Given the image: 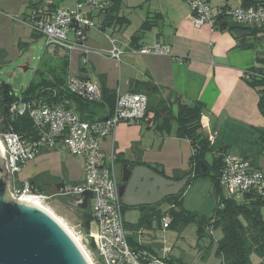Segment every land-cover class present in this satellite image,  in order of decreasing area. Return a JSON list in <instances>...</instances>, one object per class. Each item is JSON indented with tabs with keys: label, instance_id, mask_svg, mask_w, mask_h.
Returning a JSON list of instances; mask_svg holds the SVG:
<instances>
[{
	"label": "crops",
	"instance_id": "0c3cea01",
	"mask_svg": "<svg viewBox=\"0 0 264 264\" xmlns=\"http://www.w3.org/2000/svg\"><path fill=\"white\" fill-rule=\"evenodd\" d=\"M29 1L0 0V50L22 51L25 47L20 50L18 42L28 43L33 38L31 27L21 19L13 18H22L30 11L27 6ZM62 1L58 0L60 8ZM73 1V7L67 9H75L76 0ZM224 4L228 3L211 4V7L215 11ZM239 4L240 0H237L236 5ZM120 12L129 20L128 24L110 26L104 30L99 26L101 14L86 12L97 26L86 29L85 43L96 52L83 54L76 48L65 50L59 47L57 55H53L54 59L67 52L69 75L77 76L80 66L85 64L86 75L99 88L104 86L115 91L130 92V82L136 79L173 89L186 103L201 101L205 106L201 118L204 133L214 136V140L220 136L225 144L230 145L228 153L247 159L252 167L263 171V166L253 155L254 146L263 144L256 143L258 132L255 129L264 126V118L258 109V94L247 84L243 74L256 65V55L264 58V40L256 48L239 47L236 37L248 35V26L230 17L225 18V29H211L208 24L194 27L190 8L184 0H122ZM155 14L160 16L155 25L144 32L137 42H133L132 35L141 23ZM106 35L118 40L119 47L124 51L119 59L97 52L98 49L111 48ZM155 42L168 46L169 52L140 53L130 50L131 47ZM55 46L53 51L56 50ZM105 113L103 109L96 108L91 116L97 119ZM144 129L146 124L138 119L122 120L115 126L113 134L101 141L102 150L108 156L112 153L115 156V165L125 164L131 169V180L121 196L128 235L133 233L130 224L136 223L142 211L168 207L166 198L175 194L171 193L173 185L164 179L175 181L170 176L177 171L181 173L187 170L192 153L188 140L178 138L173 133L164 136L176 143L175 153L179 155L173 168H170L173 174L169 173L166 165L145 157V152L139 150V144H143L145 139ZM143 145L146 147V144ZM38 153L22 163L17 175L21 182L32 178L40 182L36 177L44 172L66 182L82 179L81 156L69 155L63 162L56 152L40 156ZM116 158L121 161L116 162ZM25 168V172H22ZM161 168L167 176L160 173ZM260 211L264 218V207ZM126 212L132 213L129 220L125 217ZM141 230L143 228L137 230V236L144 234ZM139 243L145 246L142 250L152 255H157L161 247V244L153 242Z\"/></svg>",
	"mask_w": 264,
	"mask_h": 264
},
{
	"label": "trees",
	"instance_id": "16d2710c",
	"mask_svg": "<svg viewBox=\"0 0 264 264\" xmlns=\"http://www.w3.org/2000/svg\"><path fill=\"white\" fill-rule=\"evenodd\" d=\"M256 2L263 1L240 0V4L243 6ZM121 4L122 0H110V4L105 9L98 11L102 16L99 24L102 30L110 26H125L128 24L129 20L120 12ZM27 6L30 11H35L39 16H47L60 8L58 7V0H30ZM221 7L225 9L229 5L224 4ZM29 15V13H26L22 19L25 21L29 20ZM224 16L223 14L218 15L214 25L215 29L226 28V17ZM158 17H160L159 14L147 17L132 35V41L137 42L144 32L155 25ZM246 29L249 32L248 35L243 34L236 37L238 46L241 48H256L257 44L264 40V25H253ZM39 35L38 32L32 31L33 38ZM26 44V42L19 41L20 50L26 47ZM55 47L56 50L53 51L51 56L57 55L59 47ZM0 51L2 54L4 53L3 50ZM48 59L39 61V66L35 69L37 78L32 79L28 83L21 91L20 96L13 93L9 83L0 82V134L14 132L20 136L23 144L27 147L35 145L38 152L50 144L47 141L48 137L43 135V131L34 125L27 112L23 115L12 116L9 108L13 102L20 100L33 106L61 105L77 113L81 119L92 121L107 117L112 111L116 99V91L104 86L100 87L101 97L99 99L92 100L83 96L78 91V85L90 81L86 75V66L82 64L78 75L75 77L70 76L67 52L59 56V59H55V63L51 61L52 57ZM256 61V65L247 69L243 77L247 84L257 92L258 109L264 118V58L256 55ZM130 92H143L147 96L145 114L141 119H138L146 124V128L155 127L161 133H173L176 137L190 142L192 153L189 157V168L181 171V173L177 171L170 177L178 180L185 175H190L189 181L195 177L191 175L193 164L197 160L202 159L207 164L208 169L200 175H209L211 182L210 195L214 199V206L207 215H199L185 210L182 207V199L183 188L188 183L187 181L177 194L166 198L168 207L164 210H144L140 213L138 221L130 224L133 234L128 235V240L131 246L136 250L145 248L134 236L137 230H140L143 225L150 223V219L153 216L160 219L168 215L171 218L170 224L174 223L178 228L185 226L189 222L195 223L198 238H208V241L200 247L201 250H206L213 243L211 231L215 228H220L222 233L216 241L215 250L216 256L220 259L219 264H264V218L260 211L264 207V199L259 195H251L249 193L241 195L240 198L224 195V191L219 184V176L223 167V157L228 153L230 145L225 144L220 136H217L213 143L209 141L201 124L205 108L204 104L199 100L186 103L175 90L158 86L149 81L132 80L130 82ZM96 108L103 109L106 113L95 119L91 116V113ZM255 130L258 132L256 143L261 140L264 141V126ZM51 138L53 140L52 144L60 141L58 137L56 139ZM208 155L211 156L210 159ZM118 159L116 158V162L121 161ZM160 173L167 176L162 168ZM65 182L63 180L55 182L56 188ZM28 183L37 192H42V189L36 185L33 179H30ZM17 185L22 188L23 182H17ZM81 212L82 229L86 232L91 223L89 207L81 209ZM253 255L259 258L258 262H253ZM169 261L172 264H186L180 258L170 257Z\"/></svg>",
	"mask_w": 264,
	"mask_h": 264
},
{
	"label": "built area",
	"instance_id": "2783aa9c",
	"mask_svg": "<svg viewBox=\"0 0 264 264\" xmlns=\"http://www.w3.org/2000/svg\"><path fill=\"white\" fill-rule=\"evenodd\" d=\"M190 8V19L194 27L208 24L215 29L218 15L230 17L239 23L249 26L264 25V2L235 7H219L213 11L209 0H184ZM110 0H76L74 10L58 8L47 16H39L35 11H29V20L14 16L27 23L32 30L46 37L47 44H54L63 49H79L83 54L96 52L85 43L86 29L96 27L97 23L86 12H98L105 9ZM84 9H87L86 12ZM111 43L110 49H98V53L119 59L124 52L118 45V40L106 35ZM132 52L161 53L169 52L168 46L161 43L141 45L130 49ZM78 91L83 96L95 100L101 97V90L92 81L80 83ZM147 96L143 92H121L116 90V99L112 111L107 117L99 120H83L77 113L57 106H33L23 101L10 105L12 116L28 113L34 125L43 131L48 143L53 138L65 146L70 154L83 158L82 179L76 183L65 182L56 188L53 195H68L81 193L84 189L95 191L96 194L88 201L91 223L88 231L81 236L80 243L91 264H172L169 261L170 248L162 246V252L152 255L145 250L134 249L128 240L126 222L123 216L121 196L115 178V156L107 155L101 148V141L111 136L115 126L122 120L141 119L146 111ZM213 143L214 136H207ZM0 144L6 161L8 190L14 198L33 196L42 202L47 196L37 192L28 182H21L17 175L21 164L26 159L33 158L38 149L35 145L27 147L14 132L0 134ZM49 144V145H50ZM219 184L227 197L240 198L249 193L259 195L264 199V173L251 166L250 162L240 156L226 153L223 157V167L219 176ZM43 198V199H42ZM171 218H162V227L167 228ZM84 240V241H83ZM84 251V253H85ZM85 253V254H86ZM177 264V263H175Z\"/></svg>",
	"mask_w": 264,
	"mask_h": 264
},
{
	"label": "rangeland",
	"instance_id": "374dc122",
	"mask_svg": "<svg viewBox=\"0 0 264 264\" xmlns=\"http://www.w3.org/2000/svg\"><path fill=\"white\" fill-rule=\"evenodd\" d=\"M220 3H228L231 7H235L237 0H211L212 6L220 5ZM73 0H63L60 4L62 8L73 7ZM87 9H84L86 12ZM96 28V27H91ZM54 50V44L46 45V37L42 34L36 38L30 39L26 44V47L22 51H16L14 49L5 50L4 53L0 51V82L5 81L12 87L13 93L20 96L21 91L28 85L32 79H36L35 69L39 66V61L49 60L51 52ZM51 59L52 62H56L55 59ZM149 130V132H148ZM143 144H137L139 150L145 152L144 156L151 160L161 162L167 167V172L173 174V168L175 161H177L178 154H176L177 145L172 140L163 138L167 137L166 133H161L160 130L155 127L144 129ZM158 134V135H157ZM186 140V139H185ZM261 146H254V157L259 161L262 168H264V141H259ZM136 146V144H134ZM56 152L63 162L67 160L70 154L65 146L60 142L50 144L45 148H42L38 153L39 156L46 153ZM210 155L208 158L210 159ZM180 161H178L179 163ZM26 168L22 172H25ZM262 171V170H261ZM264 173V170L262 171ZM171 174V175H172ZM40 182L34 180V182L42 189V194L46 197L45 200L52 198L56 189L55 182L59 179L53 175H49L47 172L41 173L36 177ZM28 180V179H27ZM24 182H28V181ZM211 182L208 174L197 175L191 178L184 186L182 207L185 210L195 212L199 215L209 214L214 206V199L210 195ZM42 201V205L48 210L53 212L55 216L60 218L65 226L74 233V235L81 240V236L84 231L82 229V219L80 225L74 223L73 219L67 218L61 209L64 208L63 204L59 203L54 197L51 201ZM167 204V202H166ZM77 209L81 210L80 207ZM125 217L129 220L132 217V213H125ZM153 216L150 219V223L143 225L144 234L138 235L135 233V238L138 242H153L161 244L159 253L162 252V246L170 248V257L180 258L186 264H219L220 259L215 254L216 241L221 236V229L215 228L211 231L213 236V243L206 249L201 250V246L207 241V237L198 238L196 232V225L194 222H189L185 226L178 228L174 223L169 227H162V218ZM138 221V220H137ZM91 228L94 229L92 217ZM133 234V233H132ZM141 238V239H140ZM140 240V241H139ZM84 241V240H83ZM254 263L258 262L259 258L255 255L252 256Z\"/></svg>",
	"mask_w": 264,
	"mask_h": 264
},
{
	"label": "water",
	"instance_id": "95a60500",
	"mask_svg": "<svg viewBox=\"0 0 264 264\" xmlns=\"http://www.w3.org/2000/svg\"><path fill=\"white\" fill-rule=\"evenodd\" d=\"M263 1L264 0H258ZM207 164L199 159L193 164L192 176L202 174ZM6 161L0 144V264H91L73 235L46 209L40 199L14 198L8 190ZM131 169L125 164L115 165V178L120 196L131 180ZM190 175L166 182L173 185L171 193H178ZM95 191L53 195L67 218L80 225L81 210L87 209ZM52 198L45 200L51 201ZM43 199V198H42Z\"/></svg>",
	"mask_w": 264,
	"mask_h": 264
},
{
	"label": "bare ground",
	"instance_id": "6f19581e",
	"mask_svg": "<svg viewBox=\"0 0 264 264\" xmlns=\"http://www.w3.org/2000/svg\"><path fill=\"white\" fill-rule=\"evenodd\" d=\"M22 199H39L38 197H33V196H23L22 197ZM38 204L41 206V207H43L44 209H46L47 211H49L72 235H73V237L75 238V240L77 241V243L80 245V247L82 248V250L84 249L83 248V246H82V244L80 243V241L78 240L79 238H77L75 235H74V233H72L68 228H67V226H65V224L63 223V221L60 219V218H58L57 216H55L54 214H53V212H51L50 210H48L46 207H44L43 205H42V202L40 201V199L38 200ZM85 251V250H84ZM85 253H86V251H85ZM86 256H87V253L85 254ZM89 259V258H88Z\"/></svg>",
	"mask_w": 264,
	"mask_h": 264
}]
</instances>
